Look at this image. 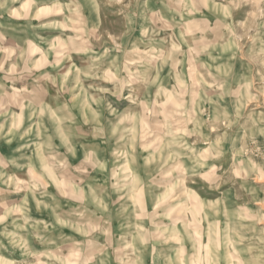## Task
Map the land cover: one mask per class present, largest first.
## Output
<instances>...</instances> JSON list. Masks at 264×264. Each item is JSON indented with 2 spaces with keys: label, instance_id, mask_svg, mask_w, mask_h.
<instances>
[{
  "label": "rangeland",
  "instance_id": "374dc122",
  "mask_svg": "<svg viewBox=\"0 0 264 264\" xmlns=\"http://www.w3.org/2000/svg\"><path fill=\"white\" fill-rule=\"evenodd\" d=\"M12 93L87 110L118 159L113 202L132 175L141 223L181 247L151 264H264V0H0V95ZM1 224L0 264H98L33 247L37 224Z\"/></svg>",
  "mask_w": 264,
  "mask_h": 264
},
{
  "label": "crops",
  "instance_id": "0c3cea01",
  "mask_svg": "<svg viewBox=\"0 0 264 264\" xmlns=\"http://www.w3.org/2000/svg\"><path fill=\"white\" fill-rule=\"evenodd\" d=\"M20 34L8 29L6 35L17 40ZM8 61L4 60V69H16L18 62L11 67ZM9 83L19 85L20 80ZM33 91L37 94V88ZM9 97L11 101L4 102L0 95V209L4 210L0 218L18 226L30 223L44 228V232L23 234L25 241L33 247L63 246L69 253L77 252L84 263L123 264L134 258L151 264L181 254L176 239L160 235L166 227L150 223L145 228L148 223H141L144 212L150 213L144 209L150 206L134 205V193L129 190L132 175L122 178L128 188L121 196L126 204L113 202L119 197L114 191L118 175L113 173L118 159L108 153L105 157L103 141L89 134L87 110H79L75 116L73 111L57 109L49 99L20 100L22 96L14 93ZM74 116L83 118L79 127ZM69 117H73L70 124ZM20 206L23 208L16 212ZM0 229L3 231L2 224ZM3 238L0 245L7 248Z\"/></svg>",
  "mask_w": 264,
  "mask_h": 264
}]
</instances>
